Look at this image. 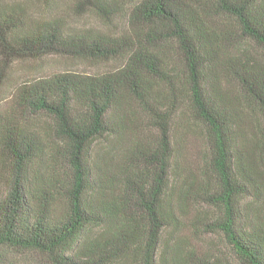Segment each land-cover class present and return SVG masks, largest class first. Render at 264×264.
<instances>
[{"label":"trees","instance_id":"obj_1","mask_svg":"<svg viewBox=\"0 0 264 264\" xmlns=\"http://www.w3.org/2000/svg\"><path fill=\"white\" fill-rule=\"evenodd\" d=\"M75 8L102 27L0 0V90L17 61L106 68L0 108V264H264V0Z\"/></svg>","mask_w":264,"mask_h":264},{"label":"rangeland","instance_id":"obj_2","mask_svg":"<svg viewBox=\"0 0 264 264\" xmlns=\"http://www.w3.org/2000/svg\"><path fill=\"white\" fill-rule=\"evenodd\" d=\"M7 2L17 1L36 17H45L64 20L69 27L77 29H88L102 27L100 20L91 12L79 11L75 8L76 0H4ZM108 68V67H107ZM106 70L104 65L88 61H78L63 57H44L37 60L17 61L8 70L0 90V108L7 107L14 92L20 83L39 77H47L52 74L72 72L93 75L99 71ZM194 238V236L192 235ZM198 241L204 247L212 246L215 254L225 258L228 262L235 263V257L221 238ZM195 243L197 241H194Z\"/></svg>","mask_w":264,"mask_h":264}]
</instances>
